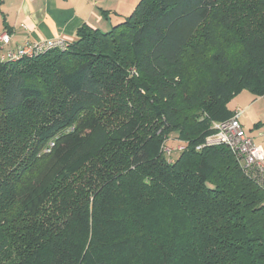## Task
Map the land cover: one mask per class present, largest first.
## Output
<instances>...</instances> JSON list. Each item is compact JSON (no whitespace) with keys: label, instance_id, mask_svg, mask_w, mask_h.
Returning <instances> with one entry per match:
<instances>
[{"label":"trees","instance_id":"obj_1","mask_svg":"<svg viewBox=\"0 0 264 264\" xmlns=\"http://www.w3.org/2000/svg\"><path fill=\"white\" fill-rule=\"evenodd\" d=\"M243 90L264 0H139L0 58V264H264V186L207 143Z\"/></svg>","mask_w":264,"mask_h":264},{"label":"crops","instance_id":"obj_2","mask_svg":"<svg viewBox=\"0 0 264 264\" xmlns=\"http://www.w3.org/2000/svg\"><path fill=\"white\" fill-rule=\"evenodd\" d=\"M139 0H0V33L8 32V49L54 38L72 40L84 23L108 30L128 15ZM104 11H107L106 14ZM1 54V52H0ZM229 108L243 110L241 122L256 142L264 138L256 129L264 125V95L243 90Z\"/></svg>","mask_w":264,"mask_h":264},{"label":"built area","instance_id":"obj_3","mask_svg":"<svg viewBox=\"0 0 264 264\" xmlns=\"http://www.w3.org/2000/svg\"><path fill=\"white\" fill-rule=\"evenodd\" d=\"M10 41L11 35L8 32L0 33V58L14 60L23 56H34L50 47L63 46L66 39L54 38L43 42L27 43L16 49H8L7 45ZM242 114L243 110L238 108L230 118L214 122L215 131L208 136L207 143L223 144L231 148L240 158L246 172L264 186V145L256 142V136L248 133L244 128L241 122ZM256 135L264 138V125L256 129ZM201 147L202 145H199L197 148ZM182 149H184L182 144L176 148L164 147V151L168 155Z\"/></svg>","mask_w":264,"mask_h":264},{"label":"rangeland","instance_id":"obj_4","mask_svg":"<svg viewBox=\"0 0 264 264\" xmlns=\"http://www.w3.org/2000/svg\"><path fill=\"white\" fill-rule=\"evenodd\" d=\"M233 100H236V99H232V101H233Z\"/></svg>","mask_w":264,"mask_h":264}]
</instances>
